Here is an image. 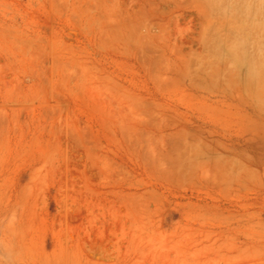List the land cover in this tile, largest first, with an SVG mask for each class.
<instances>
[{
    "label": "rangeland",
    "instance_id": "rangeland-1",
    "mask_svg": "<svg viewBox=\"0 0 264 264\" xmlns=\"http://www.w3.org/2000/svg\"><path fill=\"white\" fill-rule=\"evenodd\" d=\"M263 144L264 0H0V264H264Z\"/></svg>",
    "mask_w": 264,
    "mask_h": 264
},
{
    "label": "bare ground",
    "instance_id": "bare-ground-1",
    "mask_svg": "<svg viewBox=\"0 0 264 264\" xmlns=\"http://www.w3.org/2000/svg\"><path fill=\"white\" fill-rule=\"evenodd\" d=\"M249 134V133H248ZM247 134V135H248ZM254 137H255V139H257L258 138V135L256 134V135H254ZM239 140V139H238ZM240 141V140H239ZM262 146V145H261ZM263 146H264V144H263ZM263 149V148H262ZM261 152V151H260Z\"/></svg>",
    "mask_w": 264,
    "mask_h": 264
}]
</instances>
